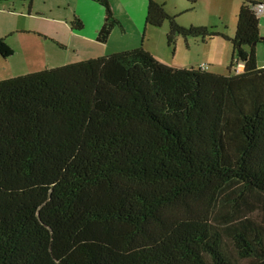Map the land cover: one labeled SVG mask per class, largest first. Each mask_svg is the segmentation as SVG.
<instances>
[{
	"label": "trees",
	"instance_id": "trees-1",
	"mask_svg": "<svg viewBox=\"0 0 264 264\" xmlns=\"http://www.w3.org/2000/svg\"><path fill=\"white\" fill-rule=\"evenodd\" d=\"M94 1L106 44L120 22ZM147 1L146 27L169 22V44L229 40L230 73L172 68L141 46L0 80V264H264L256 3L241 5L229 38ZM98 227L122 230V254L83 240Z\"/></svg>",
	"mask_w": 264,
	"mask_h": 264
},
{
	"label": "rangeland",
	"instance_id": "rangeland-1",
	"mask_svg": "<svg viewBox=\"0 0 264 264\" xmlns=\"http://www.w3.org/2000/svg\"><path fill=\"white\" fill-rule=\"evenodd\" d=\"M157 1L165 5L168 14L176 17V22L181 26H206L233 38L241 5L244 2L258 3L264 0ZM147 2L109 0L110 9L120 26L114 29L106 44L96 40L106 11L102 4L94 0H35L31 10L26 1L4 2L0 5L3 10L21 17H9L8 26L18 28L6 38L14 54L9 59L3 60L1 56L0 59L16 69L13 74H21L63 61H81L107 54L110 56L121 50L129 51L142 46L152 51L160 62L176 69L207 67L214 74L230 73L232 44L229 40L221 37L206 41L201 38L176 37L169 44V22L162 27H146ZM75 18L81 20L82 29H77ZM259 34L264 39L262 17L259 19ZM81 35L86 39L83 40ZM263 54L264 43H259L256 46L258 65L263 60ZM179 215V211H172L167 217L173 219ZM83 240L105 255L119 256L128 247L120 229H88L83 234Z\"/></svg>",
	"mask_w": 264,
	"mask_h": 264
},
{
	"label": "crops",
	"instance_id": "crops-1",
	"mask_svg": "<svg viewBox=\"0 0 264 264\" xmlns=\"http://www.w3.org/2000/svg\"><path fill=\"white\" fill-rule=\"evenodd\" d=\"M35 4V0H33L32 1V4H31V6L29 7L30 8V10L32 9V7H33V5ZM38 15H40L39 13H37V16ZM11 16V17H10ZM29 16H31L30 15V11H29ZM33 16V15H32ZM264 16V15H263ZM263 16H261L262 17V19H264V17ZM9 17L10 18H15V17H21L20 15H12V14H10V13H8L6 10H3V8H1V6H0V39H5V41L7 42V44L8 45H10L9 44V42L7 41V39L6 38H8V35H10V34H12V33H14V32H16L17 31V29L18 28H15V26H12V27H10V26H8V24H7V22H8V19H9ZM39 17V16H38ZM260 17V18H261ZM13 22V21H12ZM9 27H10V29L11 30H9ZM16 27H19V26H16ZM10 31V32H9ZM21 32H23V31H21ZM81 38L84 40V39H86V37H84L83 35H81ZM59 46H60V44H58ZM145 50H147L148 52H150L152 55H153V52L152 51H150V50H148V49H145ZM122 52L123 51H127V50H121ZM120 51V52H121ZM115 53H118V52H115ZM109 54H107V55H103V56H108ZM1 56V55H0ZM103 56H93V57H88V58H97V57H103ZM264 57V56H263ZM1 58L3 59V60H6V59H9V58H3L2 56H1ZM88 58H86V59H88ZM156 58V57H155ZM157 59V58H156ZM158 61H159V59H157ZM74 62H78V61H74ZM160 62V61H159ZM70 63H73V62H62V63H60V64H54L53 66H47L46 68H55V67H60V66H63V65H66V64H70ZM162 63V62H161ZM258 63V62H257ZM162 64H164V63H162ZM261 64V63H260ZM164 65H166V64H164ZM167 66V65H166ZM170 67V66H169ZM238 67H240L241 69H243V66L242 65H239ZM1 68H3V70H1ZM46 68H41V69H38V68H36V70H32V71H29V72H26V73H21V74H13L15 71H16V69H12L11 68V66L7 63V62H4V61H2L1 59H0V80H5V79H9V78H13V77H17V76H21V75H25V74H30V73H34V72H38V71H41V70H44V69H46ZM173 68V67H172ZM209 71V70H208ZM8 73H11L9 76H7L8 75Z\"/></svg>",
	"mask_w": 264,
	"mask_h": 264
},
{
	"label": "built area",
	"instance_id": "built-area-1",
	"mask_svg": "<svg viewBox=\"0 0 264 264\" xmlns=\"http://www.w3.org/2000/svg\"><path fill=\"white\" fill-rule=\"evenodd\" d=\"M253 11L255 12L256 16L261 17L264 15V1H260L258 3H256V5L253 7ZM264 56V54H263ZM261 68H264V57L263 60L260 64ZM203 69L207 70V67H202ZM243 69H241L240 67H237L235 72L240 73Z\"/></svg>",
	"mask_w": 264,
	"mask_h": 264
},
{
	"label": "water",
	"instance_id": "water-1",
	"mask_svg": "<svg viewBox=\"0 0 264 264\" xmlns=\"http://www.w3.org/2000/svg\"><path fill=\"white\" fill-rule=\"evenodd\" d=\"M263 38H261V40H262ZM254 45H256V43H254Z\"/></svg>",
	"mask_w": 264,
	"mask_h": 264
}]
</instances>
